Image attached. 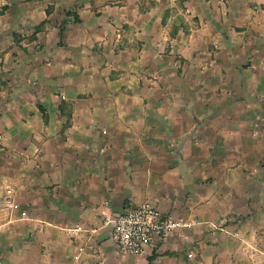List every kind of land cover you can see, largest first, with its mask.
<instances>
[{"label": "crops", "instance_id": "crops-1", "mask_svg": "<svg viewBox=\"0 0 264 264\" xmlns=\"http://www.w3.org/2000/svg\"><path fill=\"white\" fill-rule=\"evenodd\" d=\"M0 264H264V0H0Z\"/></svg>", "mask_w": 264, "mask_h": 264}, {"label": "built area", "instance_id": "built-area-1", "mask_svg": "<svg viewBox=\"0 0 264 264\" xmlns=\"http://www.w3.org/2000/svg\"><path fill=\"white\" fill-rule=\"evenodd\" d=\"M112 239L125 255H145L152 251L160 236H167L176 224L151 202L126 210L112 220Z\"/></svg>", "mask_w": 264, "mask_h": 264}]
</instances>
